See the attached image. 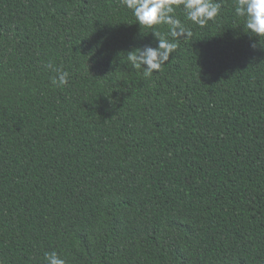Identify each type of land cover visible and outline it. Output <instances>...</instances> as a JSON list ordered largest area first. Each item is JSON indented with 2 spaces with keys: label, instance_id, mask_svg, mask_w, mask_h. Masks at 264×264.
<instances>
[{
  "label": "trees",
  "instance_id": "obj_1",
  "mask_svg": "<svg viewBox=\"0 0 264 264\" xmlns=\"http://www.w3.org/2000/svg\"><path fill=\"white\" fill-rule=\"evenodd\" d=\"M175 15L146 77L120 0H0V264H264V37Z\"/></svg>",
  "mask_w": 264,
  "mask_h": 264
},
{
  "label": "clouds",
  "instance_id": "obj_2",
  "mask_svg": "<svg viewBox=\"0 0 264 264\" xmlns=\"http://www.w3.org/2000/svg\"><path fill=\"white\" fill-rule=\"evenodd\" d=\"M121 4L131 10L141 27L150 29L158 41L156 47L144 46L127 52L126 60L135 70H142L148 77L162 70L170 56L176 52L178 41L191 39L192 31L175 15L181 8L186 18L200 27L214 21L220 14L222 0H120ZM235 14L244 18L247 33L264 37V0H235ZM166 28V32L160 30ZM171 38V39H169ZM255 48L256 45L252 44ZM46 69L55 73L50 84L53 87H64L69 82V73L55 66L51 61L45 64ZM44 264H67L66 259L56 251L44 254Z\"/></svg>",
  "mask_w": 264,
  "mask_h": 264
}]
</instances>
